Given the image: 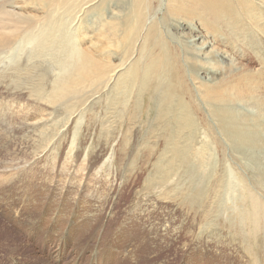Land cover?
<instances>
[{"label":"rangeland","instance_id":"374dc122","mask_svg":"<svg viewBox=\"0 0 264 264\" xmlns=\"http://www.w3.org/2000/svg\"><path fill=\"white\" fill-rule=\"evenodd\" d=\"M156 1L147 23L161 27L170 65L184 66L193 99L178 90L171 107L194 118L190 132L179 139L170 118L154 122L158 91L103 90L69 117L0 82V264H264V0H211L197 17ZM179 19L215 76L190 72L191 49L169 24Z\"/></svg>","mask_w":264,"mask_h":264},{"label":"bare ground","instance_id":"6f19581e","mask_svg":"<svg viewBox=\"0 0 264 264\" xmlns=\"http://www.w3.org/2000/svg\"><path fill=\"white\" fill-rule=\"evenodd\" d=\"M176 1L177 4L174 0H169L173 11L189 10L195 17L211 2L195 0V3L188 0V5ZM219 1L228 3L231 0ZM152 2L153 0H0V82L5 83L17 97L32 102V108L40 105L55 108L61 105L69 117L78 110L81 113L82 106L103 90L107 93L115 92L116 97H123V89L129 88V98L133 91H158L155 94L160 93L162 96L154 122L170 118L165 130H170L181 139L179 134L190 132L186 122L192 123L194 118L179 117L178 112L171 107V100L176 97L174 95L178 90H181L182 96L188 95L191 99L193 94L185 88L184 66L178 64L179 70L172 67L169 59L167 60L171 54L169 45H159L161 27L156 22L147 23L151 19ZM213 2L214 7H218L214 0ZM193 5L197 8H193ZM212 12L213 19L208 18L207 21L210 22L211 30L217 32L221 27L218 26L222 19L220 9L214 8ZM223 16L226 17L224 13ZM169 24L174 35L191 49L188 59L196 62L195 70H190L194 77L202 80L215 76L217 71L210 66L212 63L205 54L207 47L202 38L193 32L186 33L185 30H191L182 19ZM205 25L208 26V23ZM232 31L233 34L237 32L236 29ZM154 56L155 60H151ZM145 62L150 65L147 66V71L142 72L141 67ZM51 70L55 72L53 79L50 78ZM142 74H145L142 77L143 85L134 90ZM159 76H162V80L164 77L168 78V86L162 85ZM29 103L25 107L30 106ZM110 104L107 99L106 106ZM119 105L121 104L117 101L112 102L116 109ZM179 108V111H185L184 106ZM42 111L46 114L45 109ZM4 114L3 112L1 120H4ZM54 127L56 126L51 129ZM40 135L44 133L41 132ZM45 139L44 142L49 143L54 138L45 135ZM194 140L195 136L184 137L183 143L189 146ZM167 154L180 157L186 154V150L169 151L163 155Z\"/></svg>","mask_w":264,"mask_h":264}]
</instances>
